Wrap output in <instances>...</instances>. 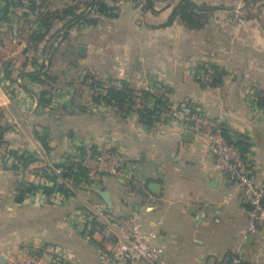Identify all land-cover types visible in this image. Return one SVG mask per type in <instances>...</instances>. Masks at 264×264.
<instances>
[{
    "label": "crops",
    "instance_id": "crops-1",
    "mask_svg": "<svg viewBox=\"0 0 264 264\" xmlns=\"http://www.w3.org/2000/svg\"><path fill=\"white\" fill-rule=\"evenodd\" d=\"M143 1L118 0L116 18L71 27L65 40L55 36L38 51H26L27 35L36 30L23 21L26 9L9 12L17 21L0 23V264H136L100 260L92 240L69 221L84 203L118 216L138 213L145 233L161 221L164 264H223L236 250L245 264H264V221L245 237L241 187L229 182L202 139L174 121L147 129L133 110L124 116L92 98L96 84L124 82L153 96L148 108L159 96L172 105L191 102L224 120L241 139L256 181L264 183V0H190L215 9L200 29L178 18L167 24L178 0H158L155 13L144 10ZM62 26L54 23L50 37ZM43 49L52 50L50 56ZM198 65L224 71L219 84L198 76ZM39 68L55 81L41 85L19 76ZM43 90L51 93L46 106L38 102ZM36 132L47 134L48 154ZM89 141L118 151L132 177L104 176L93 188L73 184L77 197L70 201L39 189L16 201L20 184L48 182L41 176L44 161L13 170L10 151L37 148L59 162Z\"/></svg>",
    "mask_w": 264,
    "mask_h": 264
},
{
    "label": "built area",
    "instance_id": "built-area-1",
    "mask_svg": "<svg viewBox=\"0 0 264 264\" xmlns=\"http://www.w3.org/2000/svg\"><path fill=\"white\" fill-rule=\"evenodd\" d=\"M164 117L167 122H177L202 139L229 182L241 187L240 198L247 207L248 219L245 237L256 235L264 221V183L256 181L251 161L237 146L235 136L226 133L224 120L209 117L203 110L191 106L190 103L171 104L167 107ZM38 150L35 148L29 153L38 156V160L44 161V168L57 176L56 187L63 186L71 193L64 196L54 192L52 197L60 195L65 201L76 198L72 179L62 176L67 170L56 167L58 164H64L65 159L56 162L44 157L45 152L43 151V155L41 150ZM70 156L71 171H85V187H97L104 176L132 177V173L125 172L121 154L111 147L97 146L93 141H89L75 149ZM69 221L78 232L92 240L102 262L164 264V247L157 244L161 221L145 233L142 230L140 214L118 216L104 205L88 203H84ZM95 236L99 237L100 242L94 240ZM114 242L117 247H112ZM101 243L111 245L106 248L101 246ZM223 264H244V261L236 250L228 255Z\"/></svg>",
    "mask_w": 264,
    "mask_h": 264
},
{
    "label": "trees",
    "instance_id": "trees-1",
    "mask_svg": "<svg viewBox=\"0 0 264 264\" xmlns=\"http://www.w3.org/2000/svg\"><path fill=\"white\" fill-rule=\"evenodd\" d=\"M50 0H3V6L0 9V23L10 24L12 20L9 17V12L15 14V9L24 8L27 10V13L23 14V21L28 23V25L36 26V30L30 32L27 35V42L29 50L33 49L38 51V46L44 41H49L57 36L58 39L65 40L68 36L67 31L71 27H76L78 25H94L97 23L100 17L105 18H116L118 7L116 5L118 0H71V2L65 3L64 6L56 8L54 10H49ZM143 1V0H142ZM143 9H147L155 13L154 6L158 0H144ZM142 3V2H141ZM139 6V5H138ZM13 8V9H12ZM215 9L207 7H197L190 0H178V4L172 15L169 18L167 24L173 23L177 18L184 22L190 29H200L205 25L206 20L208 19V14ZM36 21H35V20ZM56 22H63V26L57 30V32L50 37V32L52 31L53 24ZM47 51V52H46ZM52 50L43 49V52H46L47 56H50L49 53ZM198 76H204L211 78L210 84L217 85L219 84L224 71L219 69V67L214 65H198L197 66ZM20 77H27L33 82H37L41 85H46V81L54 82L55 78L47 74L46 71H43L42 68L39 70L20 74ZM41 77V78H40ZM121 84V83H120ZM98 88L95 95L92 96L95 103H102L107 107L116 109V112L123 114L124 116L128 115L130 111H134L138 122L147 129L154 128L158 123H166L167 119L164 117V113L168 106L171 105L164 97L159 96L155 99V105L152 108H148L146 101L152 95L148 92H136L124 82L120 87L109 86L103 88L101 84H96ZM49 93L47 90H43L38 95V102L41 106H46L50 103V100L46 97ZM138 96H141L140 107L137 108ZM153 97V96H152ZM191 106L195 107L193 103L189 102ZM258 100V105L259 104ZM136 108V109H134ZM226 133L232 135L230 131L225 126ZM36 139L41 144L44 152L48 154L50 152V147L47 142V134L35 133ZM233 136V135H232ZM1 138V137H0ZM236 144L239 149L245 154V148L241 142V139L236 138ZM8 156L13 159L15 164L13 165V170L26 169L30 164L38 161L36 155L30 154L28 151L18 154L17 151H10ZM70 155L66 156L64 164H58L56 167L64 168L67 172L63 173L64 178L72 179L74 188H79L80 185L84 186L85 180V171L83 169L78 170V172L71 171L70 165ZM41 176L48 182L44 186H35L34 184H20L17 189L16 201L18 203L23 202L28 195L35 193L38 189L41 190L44 194L51 195L54 192H59L67 196L71 194L68 189L63 186H55L57 176L53 172H49L46 168L41 170ZM245 264V263H244Z\"/></svg>",
    "mask_w": 264,
    "mask_h": 264
},
{
    "label": "rangeland",
    "instance_id": "rangeland-1",
    "mask_svg": "<svg viewBox=\"0 0 264 264\" xmlns=\"http://www.w3.org/2000/svg\"><path fill=\"white\" fill-rule=\"evenodd\" d=\"M49 2V10H53L54 8H59L64 6L65 3L71 2V0H50Z\"/></svg>",
    "mask_w": 264,
    "mask_h": 264
},
{
    "label": "water",
    "instance_id": "water-1",
    "mask_svg": "<svg viewBox=\"0 0 264 264\" xmlns=\"http://www.w3.org/2000/svg\"><path fill=\"white\" fill-rule=\"evenodd\" d=\"M84 52H85V47H81L80 48V55L81 56H84ZM99 194L103 197V199H104V201L108 204V200H107V198H106V193H104V192H99Z\"/></svg>",
    "mask_w": 264,
    "mask_h": 264
}]
</instances>
